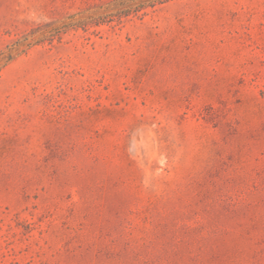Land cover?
<instances>
[{
  "label": "rangeland",
  "instance_id": "1",
  "mask_svg": "<svg viewBox=\"0 0 264 264\" xmlns=\"http://www.w3.org/2000/svg\"><path fill=\"white\" fill-rule=\"evenodd\" d=\"M0 264H264V0H0Z\"/></svg>",
  "mask_w": 264,
  "mask_h": 264
},
{
  "label": "trees",
  "instance_id": "2",
  "mask_svg": "<svg viewBox=\"0 0 264 264\" xmlns=\"http://www.w3.org/2000/svg\"><path fill=\"white\" fill-rule=\"evenodd\" d=\"M13 47H8L6 50L0 52V60L8 61L13 57Z\"/></svg>",
  "mask_w": 264,
  "mask_h": 264
}]
</instances>
